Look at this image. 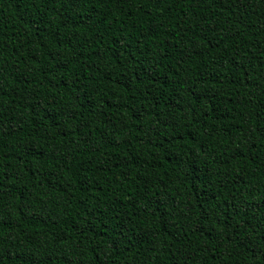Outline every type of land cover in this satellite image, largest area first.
<instances>
[{
  "label": "trees",
  "instance_id": "obj_1",
  "mask_svg": "<svg viewBox=\"0 0 264 264\" xmlns=\"http://www.w3.org/2000/svg\"><path fill=\"white\" fill-rule=\"evenodd\" d=\"M0 264H264V0H0Z\"/></svg>",
  "mask_w": 264,
  "mask_h": 264
}]
</instances>
